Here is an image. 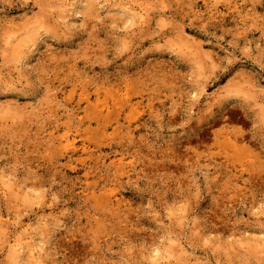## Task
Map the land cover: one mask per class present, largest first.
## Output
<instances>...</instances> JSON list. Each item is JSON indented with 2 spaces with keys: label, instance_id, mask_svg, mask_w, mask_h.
Returning a JSON list of instances; mask_svg holds the SVG:
<instances>
[{
  "label": "rangeland",
  "instance_id": "1",
  "mask_svg": "<svg viewBox=\"0 0 264 264\" xmlns=\"http://www.w3.org/2000/svg\"><path fill=\"white\" fill-rule=\"evenodd\" d=\"M0 264H264V0H0Z\"/></svg>",
  "mask_w": 264,
  "mask_h": 264
},
{
  "label": "bare ground",
  "instance_id": "2",
  "mask_svg": "<svg viewBox=\"0 0 264 264\" xmlns=\"http://www.w3.org/2000/svg\"><path fill=\"white\" fill-rule=\"evenodd\" d=\"M61 138H62L61 141H64L63 139L69 141V138H68L67 135H64V136L61 137ZM69 144H72V143H69ZM22 247L24 248V246L21 244V242H17V243L15 244V248H16V249H19V248L21 249ZM20 249H19V250H20ZM19 250H18V251H19ZM15 251H17V250H15Z\"/></svg>",
  "mask_w": 264,
  "mask_h": 264
}]
</instances>
